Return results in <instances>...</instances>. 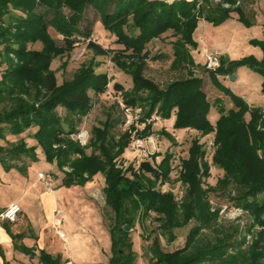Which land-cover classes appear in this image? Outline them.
I'll return each instance as SVG.
<instances>
[{"label": "trees", "instance_id": "trees-1", "mask_svg": "<svg viewBox=\"0 0 264 264\" xmlns=\"http://www.w3.org/2000/svg\"><path fill=\"white\" fill-rule=\"evenodd\" d=\"M217 1L0 0V139L7 141L6 131L18 136L37 128L34 138L38 143L28 147L20 139L9 147L0 146V163L9 170L17 162H33L40 147L46 160L64 173V185L68 187L84 185L98 174L103 175L106 205L115 214V224L110 229V264H135L133 242L125 228L139 222L138 215L140 218L151 212L158 215L159 228L165 234L192 220L197 225L190 230L183 249L165 253L154 245L150 264H264V109L251 107L244 98L224 88L234 105L227 109L221 99L209 98L203 77H195L191 69L196 66L192 50H198L194 34L200 20L218 27L236 13L239 22L251 26L254 20L248 18L244 7L255 0ZM90 12L100 16L104 29L116 37L117 45L124 47L113 59L133 80L128 91L115 85L125 93V105L142 108V120L149 121L156 115L163 121L175 115V130L191 129L204 137L214 135L212 165L223 171L216 186L204 189L205 179L211 177V166L199 139L192 141L190 158L182 162L180 176L187 188L181 206L172 193H163L157 187L158 182L169 179L173 160L169 152L158 166L146 161L139 168H120L116 161L124 154L129 139L126 133L118 132L122 122L114 111L108 114L103 127L92 130L91 155L79 143L67 139L79 132L83 119L89 115L93 107L90 93L106 94L111 82L107 73L96 71L100 64L94 62L62 85L51 70L57 57L73 49L76 37L90 39ZM50 28L64 38V46L54 40ZM169 31L174 32L176 39L172 42L171 69L183 75L161 88L143 74L151 58L144 51ZM37 43L42 45L40 50L30 48ZM250 43L260 48L262 57L248 55L226 62L223 55L221 67L208 70L213 85L219 84L220 77H230L246 67L262 77L264 95V40L253 39ZM88 47L96 56L110 54L100 44L89 42ZM59 108L65 111L63 117ZM213 108L220 115L216 123L209 116ZM67 166L71 172L63 171ZM148 172L154 180L146 176ZM230 186L236 189L234 195H228L231 206L248 212L255 222L252 227L261 228L247 248H243L245 240H232L213 228L219 210L213 212L209 207V192L225 191ZM205 228H213L215 235L201 237ZM41 262L61 264V259L41 252Z\"/></svg>", "mask_w": 264, "mask_h": 264}, {"label": "rangeland", "instance_id": "rangeland-1", "mask_svg": "<svg viewBox=\"0 0 264 264\" xmlns=\"http://www.w3.org/2000/svg\"><path fill=\"white\" fill-rule=\"evenodd\" d=\"M214 1L218 2L217 0ZM249 6H251V4L244 7L245 12L249 19L254 20L253 18L256 17L257 11L255 12L254 9ZM67 12L68 10L65 7V14ZM88 16L92 21L93 28V34L90 39L76 37V44L73 49L57 57L51 66V70L56 73L59 85H62L66 80H72L80 70L89 66L92 62L97 66L100 64L99 67L96 66V71L98 73H107L111 79L106 94L95 95L93 92L90 93V96L93 99V107L89 115L83 119V122L79 126V132L81 130H86L89 133V143L84 147L86 153L91 155L94 152V145L92 144V138L94 137L92 136V130L94 128L103 127L108 118V114L114 111V114H116L117 118H120V122H122V124L118 126V132L126 133L129 139V144L124 154L116 161L120 168L126 170L131 165L139 168L141 163L146 161L153 164V166H158L166 152H169L173 155L169 179L164 183L158 182L157 187L162 190L163 193H172L176 197V202L181 206L187 188V186L183 185L180 176L183 170L182 162L190 158L188 151L189 148H191L192 141L199 139L200 145H204L206 149V161H208L211 166V177L205 179L204 189L216 186L218 180L223 177V171H220L212 165V158L216 147L214 146V135H207L204 137L199 133L196 134L191 131L175 130L174 125L175 121H177L175 115H172L170 119L163 121L156 115L151 117L149 121L142 120L144 116L142 108L132 106H130V108L135 109V111L140 110V114H136L137 121H135L134 124L129 128L125 126L126 119L119 102H124L126 95L122 91H119L115 85L117 84L118 86H121L124 89L123 91H128L133 87V80L131 76L123 72L122 69L117 66L113 59L115 53L122 50L124 47L115 43L116 37L104 29L100 16L97 13L90 12L88 13ZM259 17L256 18L251 26L238 22L237 26L231 27L232 29L230 28L231 31H226L224 26H213L215 28L214 31H216L214 32L212 29L208 28L209 30L204 34V39L208 45L213 48L219 47L220 49H227V55L231 57V59L244 58V56L248 55L258 56L260 49L250 44L249 40L254 38L264 39V26ZM49 31L54 40L60 46H64V38L53 28H50ZM173 33V31L165 33L160 39L151 42L147 46L146 51H144L149 52L151 58L146 62L143 74L146 79L148 78L152 80L161 88L166 87L169 83L183 75L180 71L171 69V66L173 65L174 51L172 49V42L176 40L173 37ZM89 42L100 44L106 50H109L110 54L107 56H96L94 52L89 49ZM30 48L40 50L42 45L37 43L35 45H30ZM213 48H210L211 50L204 49L203 61L196 52L192 50L196 66L191 69L193 70L195 77H203L206 84L205 89L209 98L213 101L216 100V98H219L223 101L224 106L227 109L233 108L234 105L232 104L231 97L228 96L224 90V88H228L237 96L251 97L254 104H264V99L257 96L259 94L258 92L257 95H253L252 92L246 88L249 85H254L256 78H260V75L249 69L240 72V75L242 76L239 80L231 81L230 77L220 78L218 85H212L208 70L205 67V53L207 51L215 52L216 50L213 51ZM220 56L222 59L223 55L220 54ZM153 57L155 58L152 59ZM0 70L2 71L3 67H0ZM241 80H243L244 84L241 83ZM241 84L244 85V87ZM1 109L2 106H0V110ZM58 112L61 117L65 114L63 108H59ZM209 116L212 123H216L220 117L219 112L215 108L212 109ZM5 133L7 136H10L7 131ZM134 133H136L137 136L145 135L143 138H149V136L153 138V145L148 144V149L151 152L148 159H141L139 153L131 148L132 134ZM15 137L17 140H25L28 147L36 145V139L34 138V133L31 129ZM67 139L77 142L72 135ZM9 140L10 141L0 140V145L9 147L11 144L17 143V140L14 138L9 137ZM58 146L59 145H56V147ZM80 157L81 155L78 156V158ZM32 164L33 166H31V168L36 170V172L41 169L46 174H54L55 172V174H59L58 176L60 178H64L63 172H60L58 169H55L53 172L52 164L46 160L45 155L41 150L37 152V160L33 161ZM63 171L71 172L72 169L70 166H67L64 167ZM58 176L56 175L55 177L59 178ZM146 176L151 180H154V178L151 177V173L148 172ZM224 190L225 191L220 190L217 192H209V207L213 212L219 210V216L213 224V228H217L221 231V234L228 235L232 240L238 242L245 240L243 248H247L253 244L257 232H259L261 228L259 225L252 227L255 222L248 212L241 208L231 206L232 201L228 200V195L229 193L232 195L235 194V187L230 186V188ZM94 198L95 201L98 202L99 209L101 210L100 213L104 218V224L110 230L115 224V214L105 204L106 199L103 188L94 194ZM137 217L140 219L139 222H136L133 227H130L131 229L129 231V239L132 240L133 250L136 253L135 264H150L149 262L153 256L152 250L154 245L159 246V249L165 253H172L179 249H183L186 245L187 236L190 230L197 225L196 221L192 220L188 224L174 229L171 233L167 232V234H165L159 228L160 222L158 221V215L155 212L145 213L140 218L139 215ZM213 228L203 229L201 237L212 238L215 235ZM74 252L77 254L76 249H74ZM85 253L95 254V256L99 258V263L101 264H109V262L103 263L105 254L102 251L89 250V252ZM105 253L107 256L110 255L109 250H106ZM87 262L90 263V261Z\"/></svg>", "mask_w": 264, "mask_h": 264}, {"label": "crops", "instance_id": "crops-1", "mask_svg": "<svg viewBox=\"0 0 264 264\" xmlns=\"http://www.w3.org/2000/svg\"><path fill=\"white\" fill-rule=\"evenodd\" d=\"M168 1L172 3L175 0ZM249 7L253 8L255 12L257 11L256 17L253 18L254 21L260 15L259 18L264 26V0H255ZM238 22V14L233 13L231 19L221 26H224L226 31H231V27L237 26ZM208 28L212 31L215 29L212 24L200 20L194 34L195 41L198 43V50L194 51L202 61L204 60V49L213 48L204 39V34L209 30ZM212 50H216L224 56L228 53L225 48L220 49L218 47ZM255 57L260 59L262 51L260 50L259 55ZM229 60L237 59L229 57ZM244 70H248V68H239L235 72L236 80L241 78L240 72ZM262 81L260 76V78H256L254 85H249L246 88L253 95H257L258 92L257 96L264 99L261 92ZM242 86L244 87V85ZM242 98L251 107L264 109V104H254L251 97ZM36 130L37 128H31L33 133ZM185 130L197 134L194 130ZM9 137L17 140L15 136L10 135L6 137L7 141H10ZM37 145L36 141V145L33 146ZM40 150L42 151L38 147L36 152ZM31 166H33L32 161L28 160L26 164L17 162L14 168L5 170L0 163V213L13 204H19L22 210L19 220L14 224L0 220V264H43L41 252L60 257L61 264H101L95 254L85 253L89 250L104 252L103 263L109 262L112 256V234L105 226L98 202L94 198L96 192L101 188L104 190V177L98 174L94 180L84 185L68 187L64 185V178L55 174V169H58L57 165L52 164L53 186L52 189H49L45 182L39 179V174L45 172L41 169L36 172ZM56 175L59 178H56ZM59 219L62 220L61 231L66 234L65 240L59 237L58 229L55 226V222ZM74 249H76L77 254ZM106 250H109L110 255H106Z\"/></svg>", "mask_w": 264, "mask_h": 264}, {"label": "built area", "instance_id": "built-area-1", "mask_svg": "<svg viewBox=\"0 0 264 264\" xmlns=\"http://www.w3.org/2000/svg\"><path fill=\"white\" fill-rule=\"evenodd\" d=\"M226 7L229 5H225ZM205 67L209 71H216L221 67V56L219 53L215 52H209L207 51L205 53ZM119 105L125 115V126L129 128L132 124L135 123L136 120V114H140V110H136L133 108L128 107L125 105L122 101L119 102ZM137 112V113H136ZM132 141H131V148L139 153V157L141 159H148L150 157V151L148 149V144L153 145L154 140L152 137L149 136V138H143L141 136H137L136 133L132 134ZM75 140L79 143L81 147H86L89 143V133L86 130H81L75 135H72ZM143 161V160H142ZM39 179L43 180L46 184V186L49 189H52L53 186V176L51 174L46 173H40ZM22 210L19 204H13L9 206L8 208L4 209L0 213V220L2 221H8L11 223H15L19 220V216L21 214ZM62 220L59 219L57 222H55V226L58 229V235L61 239H66V234L61 231L62 226Z\"/></svg>", "mask_w": 264, "mask_h": 264}, {"label": "water", "instance_id": "water-1", "mask_svg": "<svg viewBox=\"0 0 264 264\" xmlns=\"http://www.w3.org/2000/svg\"><path fill=\"white\" fill-rule=\"evenodd\" d=\"M225 61L226 62H229L230 60H229V56L226 54L225 55ZM237 79V76L236 75H232V76H230V80L231 81H235ZM127 231H130V226L128 225V226H126V228H125Z\"/></svg>", "mask_w": 264, "mask_h": 264}]
</instances>
